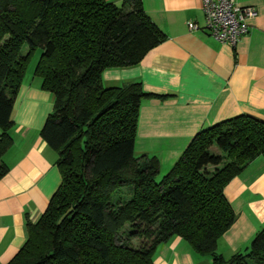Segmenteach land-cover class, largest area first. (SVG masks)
<instances>
[{
    "label": "trees",
    "instance_id": "trees-1",
    "mask_svg": "<svg viewBox=\"0 0 264 264\" xmlns=\"http://www.w3.org/2000/svg\"><path fill=\"white\" fill-rule=\"evenodd\" d=\"M164 38L141 0H0V177L16 95L37 49L34 73L53 96L39 133L61 176L6 264H153L174 236L210 264H264V227L245 251L216 252L236 218L224 186L264 157V120L238 114L201 129L159 177L156 156L134 154L140 102L152 94L136 81L102 83L105 69L138 64Z\"/></svg>",
    "mask_w": 264,
    "mask_h": 264
},
{
    "label": "crops",
    "instance_id": "crops-1",
    "mask_svg": "<svg viewBox=\"0 0 264 264\" xmlns=\"http://www.w3.org/2000/svg\"><path fill=\"white\" fill-rule=\"evenodd\" d=\"M235 1L252 6L257 15L231 46L202 29L199 0H141L164 40L138 64L102 73L105 86L136 81L152 94L140 102L134 154L156 156L159 177L201 129L238 114L264 120V0ZM190 21L199 29L190 30ZM40 53L36 50L26 67L12 111V145L1 157L8 170L0 177V264L17 253L27 237L26 222L38 220L61 182L57 153L39 133L53 108L52 94L41 88V78L34 73ZM223 193L236 218L218 238L216 252L228 258L245 251L264 227V157L250 161ZM211 260L178 236L153 254V264H210Z\"/></svg>",
    "mask_w": 264,
    "mask_h": 264
},
{
    "label": "built area",
    "instance_id": "built-area-1",
    "mask_svg": "<svg viewBox=\"0 0 264 264\" xmlns=\"http://www.w3.org/2000/svg\"><path fill=\"white\" fill-rule=\"evenodd\" d=\"M204 16L202 29L215 40L235 46L248 31L247 21L257 15L252 6H241L235 0H199ZM190 30L199 29L188 22Z\"/></svg>",
    "mask_w": 264,
    "mask_h": 264
},
{
    "label": "rangeland",
    "instance_id": "rangeland-1",
    "mask_svg": "<svg viewBox=\"0 0 264 264\" xmlns=\"http://www.w3.org/2000/svg\"><path fill=\"white\" fill-rule=\"evenodd\" d=\"M37 50H39V49H37ZM22 51L23 52H25L26 51V47H24L23 49H22ZM36 52V51H35ZM34 52V53H35ZM34 53H33V55H34ZM32 55V56H33ZM32 58V57H31ZM31 58H30V60H31ZM29 60V61H30ZM212 151H214V152H218V150L215 148V147H212ZM122 190H128L129 189V187L128 186H123L122 188H121ZM132 244L135 246V247H137L138 246V244H139V240L138 239H133L132 240Z\"/></svg>",
    "mask_w": 264,
    "mask_h": 264
}]
</instances>
